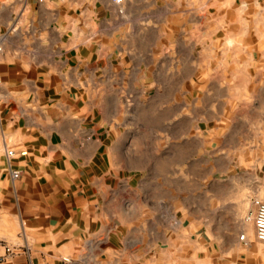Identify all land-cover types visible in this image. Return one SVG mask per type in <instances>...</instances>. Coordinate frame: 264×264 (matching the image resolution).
Segmentation results:
<instances>
[{
    "label": "crops",
    "instance_id": "0c3cea01",
    "mask_svg": "<svg viewBox=\"0 0 264 264\" xmlns=\"http://www.w3.org/2000/svg\"><path fill=\"white\" fill-rule=\"evenodd\" d=\"M255 198L264 0H0L2 264H264Z\"/></svg>",
    "mask_w": 264,
    "mask_h": 264
},
{
    "label": "built area",
    "instance_id": "2783aa9c",
    "mask_svg": "<svg viewBox=\"0 0 264 264\" xmlns=\"http://www.w3.org/2000/svg\"><path fill=\"white\" fill-rule=\"evenodd\" d=\"M112 2L118 6H122L125 3V0H112ZM119 13H123V10L119 9ZM26 154H27L26 151L20 152L21 156H25ZM15 155L16 153L13 150L7 151L8 158H12ZM12 176L14 179L19 178L20 176L19 171H15V170L12 171ZM253 204L255 205L256 210L255 212L250 214V216L248 217V220H251L253 222L256 238L259 241L264 242V201L258 198H255L253 199ZM244 239H245V234H242L240 236V240L244 241ZM1 248L5 249V253H1L0 251V264L4 263L13 253L12 249L8 246H4L0 244V250ZM64 262L66 264L71 263L70 259L68 258H64Z\"/></svg>",
    "mask_w": 264,
    "mask_h": 264
}]
</instances>
